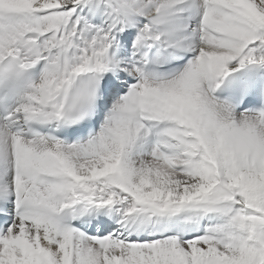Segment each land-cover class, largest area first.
I'll return each mask as SVG.
<instances>
[{"label": "snow or ice", "instance_id": "snow-or-ice-1", "mask_svg": "<svg viewBox=\"0 0 264 264\" xmlns=\"http://www.w3.org/2000/svg\"><path fill=\"white\" fill-rule=\"evenodd\" d=\"M246 64L264 0H0V264H264Z\"/></svg>", "mask_w": 264, "mask_h": 264}, {"label": "bare ground", "instance_id": "bare-ground-1", "mask_svg": "<svg viewBox=\"0 0 264 264\" xmlns=\"http://www.w3.org/2000/svg\"><path fill=\"white\" fill-rule=\"evenodd\" d=\"M263 70H264V66H263Z\"/></svg>", "mask_w": 264, "mask_h": 264}]
</instances>
